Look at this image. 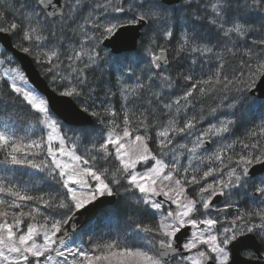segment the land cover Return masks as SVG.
Listing matches in <instances>:
<instances>
[{"label":"snow or ice","instance_id":"1","mask_svg":"<svg viewBox=\"0 0 264 264\" xmlns=\"http://www.w3.org/2000/svg\"><path fill=\"white\" fill-rule=\"evenodd\" d=\"M126 3L127 7H125ZM99 6L111 7V10L117 13H131V17L124 22L118 20L115 23L101 26L96 24L90 15L79 26L83 35L88 36V33L85 31V25L90 20H92L94 27H103L102 35L107 34L109 38H115L125 25H136L146 20L158 22L163 18L161 12L157 10L159 5L155 3V0H120V3H112L110 0L109 4ZM83 7L84 0H32L31 5L25 4L28 13L22 17L19 24L15 19L11 23H7L4 15L0 13V32L19 30L22 33V39L33 43L34 47L40 50L39 54L43 57L42 62L49 65L47 71L52 74L53 84H59L63 88L60 91V96L62 97H80L86 91L88 94L94 91L88 82L86 74V69L95 64L99 58V53L95 51L94 46L85 47L82 44L79 49L72 46L67 50V54L64 55V60L62 61V53L60 47L57 46L58 42L52 39L57 37L58 33H63L66 27H70L67 22ZM210 7L213 15L209 22L212 25L218 26L226 38H231L234 35L238 38H246L249 32L253 31L245 23L240 22L238 18L229 20L230 26H225V17L228 10L232 8L231 0H215ZM242 8H256L264 11V0H242ZM164 19L165 23L159 25L160 35L165 40H168L172 38L173 32L171 26L167 24L166 18ZM93 39L94 37L88 36V41ZM152 43L155 44L156 42L153 40ZM253 43L262 46V51L256 55H253L251 50L246 53L249 57L245 65L248 68V81L240 79L233 81L227 75H223L225 68L224 56L217 54L214 46L207 44L200 46L196 43L195 35L192 37L185 35L179 46V52L190 51L204 56H215L221 61L217 66V71L213 72L207 79L196 80L191 87L184 90L181 96L171 100V102H163L160 94L152 93V99L146 101L148 107L143 111L137 108L135 113L132 114L134 119L130 117L129 112H124L121 133L115 132V129L120 127V125L116 123L115 119H112L110 123L113 131L109 132L106 137H103L102 142L99 144H92L96 155L90 154L88 159H85L82 155H77L72 149H66L65 140L58 132V122L52 118L48 98L44 97L33 87L18 86L16 83L17 79L23 81L25 85L28 84L23 74L18 73L16 77L9 76L8 79L12 81V90L16 94L21 95L29 107L38 114V120L52 130L48 133L46 142L50 145L55 133L59 136L60 141L58 148L59 156L69 157V160H61L50 146L47 149L48 154L51 156V162L45 164V166L50 169V174L56 172L57 169L59 170L57 173L60 177L58 183L66 189L64 198L60 199L58 203H53L56 198L51 196L46 199L43 195L34 197L31 195H21L20 192H11V195L20 200L42 202L48 208L58 207L67 209V214L61 220H56L52 216H45V223L41 225L43 229V243H37L36 237L41 236V230L37 229L35 224H29L26 232L19 235L13 231L14 226L18 227L22 222L19 217L27 215L35 219L34 213L32 211L27 213L21 211L19 214L12 213L13 224H9L6 219L4 223L0 224V264H41V258H43V264H52L53 252L57 257H65V252L61 251L62 248L73 256L82 257L83 260L80 264H97V262H106V264H113V262L115 264H169V258L176 259L177 257L178 264H237L233 252L236 249V244L238 242L242 243V241H238V236L259 230V234L264 238V208L245 212L231 221L233 225H236L237 221L246 222V226L243 229L237 225L235 228L224 227L222 230L217 231V219L208 217L199 219L196 217V214L200 212V208L207 210L210 207L213 196L224 195L226 189L238 187L241 181L248 177L250 165L253 163L264 164V148H261L258 153L240 154L238 165L242 167H240L239 173L233 168L227 173V180L215 181L207 184V186H201L198 194L199 200H197L190 199L186 195L184 181L174 179L171 173L161 175L164 169L169 168V165L152 155L146 141L151 139V136L148 135V130L152 126L149 117L153 120L158 119L156 110L152 107L153 104L160 108L164 115L169 116L166 125H160L162 130L156 133L159 138V148L163 151L168 148L174 135L185 133L195 126L197 118L192 117L186 120L183 127H178L176 116L183 110L181 106L182 101L185 102L183 107H187L189 98L193 96L197 85H206L208 90L215 89L217 85H221L224 89H227L229 85H234L235 83H243L245 86L250 87L251 83L255 82V77H264V37L254 40ZM48 44H52V47L45 51L44 49L48 47ZM157 47H159V54H155L149 49L150 65L153 69L161 70L162 62L163 64L168 63L166 55L168 50L166 47H160L159 45ZM23 51L30 52V49L25 47ZM227 51L235 55V52H232L231 49H227ZM64 61H67V64L63 71H61L60 66ZM193 63H195V60H193ZM241 63L244 65L243 61ZM124 72L130 76L134 75L130 66H125ZM158 75L164 82L161 87L172 88L174 86L172 76L163 71H159ZM181 75L185 81H193L194 79L189 73H182ZM243 75L244 73L241 72L240 76L242 77ZM148 79H152L151 74ZM136 80L137 83L134 88L126 87L122 89L121 95L126 103L130 97L136 98L131 101L133 104L137 100L143 99L141 94L145 90L146 85L141 82L140 77L137 76ZM148 90L150 91V89ZM200 91L203 93L205 89L201 87ZM83 111L87 113L89 112V108L85 107ZM103 113L111 117L118 115L113 106L105 107ZM91 114L93 116L101 115L100 112L96 111H93ZM133 123L136 125L137 132L134 137L131 130ZM231 123L232 121H227L220 127L213 125L207 132L198 136L193 147L190 149L191 153L195 154L197 149L204 143L203 137L226 133ZM141 128L144 129V135L138 134ZM128 145H131V148ZM41 146L40 143L35 141L31 145H28V147L36 148H40ZM110 146L115 150V156L121 164V167L117 168L115 173H109L107 168L97 169L94 164L89 165V159L95 161L98 156L102 160H107L109 156L113 155V152L110 151ZM4 147L11 148V152L8 155L12 164L31 163L33 168L41 167V165L32 163L27 159L17 158L13 153L21 151V147L6 132L0 131V148ZM74 147L75 145H73ZM181 147L186 148L187 145H181ZM228 147H231V145ZM243 147L248 148L250 146L244 144ZM251 147H256V145H252ZM150 159L154 161V167H149L143 173L136 172L137 163L143 162L147 164ZM228 159H231V157ZM209 160L212 162L220 160L223 163L224 157L222 153H216L213 157H209ZM44 163L42 161V164ZM81 165H84V167H81ZM177 165L178 161L171 166L172 170L179 171ZM215 171L217 169L203 172L201 179L211 175ZM184 172L187 173L188 169H184ZM193 172H195V169H193ZM121 179L127 180L132 188L142 193L143 196L139 202L147 204L152 209L159 211L162 208L160 202L152 199V197L157 195L166 196L171 203L177 206V211H168L161 217L155 227L143 224L136 225L142 232L155 234L153 241L150 242L151 248L144 251L125 247L122 251H112V249L120 247L118 243H114L107 246L109 249L107 253L101 252L100 254L90 255L79 248L66 247L65 241L59 239L57 234L61 232L62 225L67 224L71 220L73 210L86 209L88 205L94 204L98 199L106 195H112L113 188L111 185L119 184ZM89 180L95 183H89ZM185 180L189 184L200 183L195 174L191 176L190 180H187V176H185ZM157 181L160 183L157 184ZM166 181L169 183L165 184ZM173 184L174 187L172 186ZM165 188L168 190L165 191ZM85 189L87 190L85 191ZM255 190L261 196H264V180L261 181V184ZM6 191H10V189H6L0 185V193ZM204 193H208V196L205 197ZM6 203L7 201L0 199V204ZM11 206L20 208V205L16 204L15 200ZM35 211L39 212V209L37 208ZM200 214L204 215V213ZM8 215L7 211L0 212V217H7ZM253 218H258L260 223H251ZM49 220H51L50 227L47 223ZM201 225L204 227L201 228ZM187 227L196 229V231L191 232L190 239L183 243V250L187 253H192L193 249H198L200 245H204L207 250H197L192 255L181 254L176 245V239L178 234ZM53 245L58 246L54 248L52 247ZM5 250H7V254H5ZM248 255L251 257V253ZM258 259L264 260V257H259ZM61 264H68L66 257L61 261ZM72 264H76V261L73 260Z\"/></svg>","mask_w":264,"mask_h":264},{"label":"trees","instance_id":"2","mask_svg":"<svg viewBox=\"0 0 264 264\" xmlns=\"http://www.w3.org/2000/svg\"><path fill=\"white\" fill-rule=\"evenodd\" d=\"M109 2L110 0H84V7L67 22L70 27H66L63 33H58L57 37L52 38L58 42L57 46L60 47L62 61L69 47L79 44H84L85 47L94 46L95 51L99 53L96 63L86 69L88 82L94 91L91 94L86 91L84 95L74 98L84 108L88 107L90 113L96 111L100 112L101 115L93 116L94 121L91 125H68L69 132L66 131L68 133H82L83 135L87 131H93L97 128L101 131H113L110 123L112 119H115L116 123L120 125L115 129V132L121 133L124 112H129L130 117L134 119L132 114L135 113L137 108L143 111L148 107L146 101L152 99V93L160 94L163 102H171L172 96H181L184 90L191 87L196 80L207 79L213 72L217 71V66L221 61L215 56H204L190 51L179 52V46L185 35L188 37L195 35L196 43L200 46L205 44L214 46L216 53L224 56L225 68L223 75H227L233 81L237 79L248 81V68L245 65L249 57L246 53L251 50L253 55H256L262 51V46L254 44L253 41L264 37V11L256 8L243 9L242 0H231L232 8L228 10L225 17V26H230L229 20L238 18L240 22L253 29L246 38H238L235 35L226 38L218 26L209 22L213 15L210 5L215 0H183L175 5H167L155 0V3L159 5L157 10L161 12L163 18L158 22L147 20V24L139 37L136 50L112 54L101 44L103 37L107 35H102L103 27L96 28L93 26L92 20L88 21L85 25V31L88 36L94 37L91 41H88V36L81 33L79 27L90 15L95 23L101 26L115 23L118 20L124 22L131 17V13H117L112 11L111 7L99 6L109 4ZM111 2L120 3V0H111ZM26 3L31 5L32 0H1L0 13L4 15L7 23H11L15 19L19 24L22 17L28 13V9L25 8ZM125 7H127V3ZM164 18H166L167 24L171 26L173 32L172 38L168 40L160 35L159 25L165 23ZM10 33L17 47L30 49L29 53L49 84L57 91H62L63 88L59 84H53L52 74L47 71L49 65L42 62L43 57L39 54L40 50L35 48L33 43L22 39V33L19 30ZM153 40L156 42L155 44L152 43ZM157 45L166 47L168 50V63L163 65L161 70L151 67L148 54L149 49L158 52L159 47ZM51 47L52 44H48V47L44 50L47 51ZM227 49H231L232 52H235V55H232ZM2 51L1 56L3 59L11 64L18 65V62L9 51ZM6 56H10V60ZM193 60H195V63H193ZM242 61L244 65H242ZM66 64L67 61L61 64V71L66 67ZM117 65L120 68L122 65L130 66L132 71L137 67L139 70V75H137L140 77L141 82L146 85L141 94L143 99L137 100L135 104L131 102L136 99L135 97H130L126 103L121 95L115 70ZM159 71L166 72V74L173 77L174 86L172 88L161 87L164 82L159 78ZM241 72L244 73L242 77L240 76ZM182 73L191 74L194 78L193 81H185L182 78ZM150 74L152 79L149 80ZM259 77H255V82L251 83L250 87L245 86L243 83H235L229 85L227 89L217 85L215 89L208 90L206 85H197L193 96L189 98L187 105L194 111L192 117L197 118L195 122L201 119L216 120L227 116L225 118L232 121V123L229 124V130L226 133L231 135L234 141L237 139V134H242V136L238 135L241 140L238 145L239 150H236L235 146L225 150L223 157L226 163L235 162L239 159L240 154H254L264 148V99H258L250 94V90ZM136 83L137 80L134 81L131 88H134ZM201 87L205 89L203 93L200 91ZM109 106H113L118 113L116 117L107 116L103 113V109ZM152 107L156 110L158 119L153 120L149 117L152 126L148 130V135L151 136V139L147 142L149 145L154 146V142L159 140L156 133L162 129L159 125H165L169 116L164 115L155 104ZM64 126H67V124L64 123ZM177 126L179 127V125ZM0 130L6 132L21 147V151L13 153L17 158L27 159L32 163L41 165L39 168H33L31 163L12 164L8 155L11 148H0V185L10 189V191L0 193V199L7 201L6 204H0V212L7 211L9 213L7 217H0V224L4 223L5 219L9 224H13L12 213L19 214L21 211L25 213L32 211L35 216V219L27 215L19 217L22 221L19 225L22 228L29 224L43 225L45 216H52L56 220H61L67 214V209L48 208L42 202L20 200L11 195V192H20L21 195L34 197L43 195L46 199L51 196L56 198L53 203H58L60 199L64 198L66 189L58 183L60 177L56 172L50 174V169L45 166V164L51 162V157L47 151L49 147L46 142L47 132L43 123L38 120V114L29 107L21 95L12 90L9 81L2 76L0 77ZM131 130L133 135L137 134L135 123L131 125ZM138 134L144 135V129L141 128ZM175 139L177 138L173 137L169 145L176 141ZM34 141L42 146L40 148L28 147ZM244 144H248L250 147L244 148ZM252 145H256V147H251ZM157 148L155 147V152ZM86 154L89 156L87 152ZM229 157L231 159H228ZM42 161L45 163L42 164ZM93 163L99 168H107L109 173H115L117 168L121 167V164L113 156H109L107 160L97 157ZM213 169L220 170L219 162ZM188 172L190 174L187 175V180H190L193 174L200 180L199 184L186 182L189 188L196 190L192 196L198 199L200 187L207 185H202L204 178L201 179L202 172L200 170H195V172L189 170ZM111 186L117 194L116 202L108 205L93 221L78 231L73 237L74 242L80 245L84 244L86 248H90L97 254L103 251H105L103 253H107L109 251L107 246L114 243H118L120 247L112 249V251H119L125 247L144 251L149 250L151 248L150 242L153 241L155 234L142 232L136 225L143 224L155 227L160 220L158 212L131 196L127 180L121 179L119 184ZM14 200L16 204L20 205V208L11 206ZM37 208L39 212L35 211ZM227 212V218L229 219H235L238 216L234 211ZM47 223L48 226H51V220Z\"/></svg>","mask_w":264,"mask_h":264},{"label":"rangeland","instance_id":"3","mask_svg":"<svg viewBox=\"0 0 264 264\" xmlns=\"http://www.w3.org/2000/svg\"><path fill=\"white\" fill-rule=\"evenodd\" d=\"M0 3H1V0H0ZM79 41H80V39H79ZM80 46L81 45L79 44V45H76L74 47L79 49ZM70 47H72V46H70ZM2 50H4V49H3L2 45L0 44V77L1 76L5 77L11 85L12 81L8 79L9 76L16 77L18 73L23 74L25 77H26V75L24 74V72L22 71V69L20 68L19 65L11 64L8 61H6L5 59H3V57L1 56V54L3 53ZM152 52L155 54H158L157 51H155V52L152 51ZM148 54H149V50H148ZM6 57L9 60L11 58L10 56H6ZM85 59H87V57H85ZM124 66L125 65H122L120 68V66L117 65L115 68L116 74L118 76V79H117L118 85H119L118 88L120 89L121 92H122L123 88L132 87L134 85V81L136 80V76L139 75V70L137 67L135 69H133L134 75L130 76L128 74H125V72H124L125 67ZM26 79H27V77H26ZM27 82H28V84L25 85L23 81H20L19 79L16 80V83L18 86L35 88L28 81V79H27ZM177 97H179V96H174L172 100H174ZM184 103L185 102H183V101L181 102V106L183 108V111H181L179 113V115L176 116L177 117L176 120L178 121L177 125H179V127H183L186 120L191 119L193 112H194L192 109L189 108L188 105L186 108H184L183 107ZM51 114H52V118L57 120V122H58V125H59L58 132H59V135L63 136V138L65 140L66 149L74 150L77 155H82V156H84L85 159L89 158V156L86 154V152L89 155L90 154L96 155L95 150H93V148H92V144L93 143L99 144L100 142H102L103 137H106L108 135V133L111 132L108 130L101 131L99 129H96L97 131L96 130L89 131V132L87 131L88 134L90 133L89 135L87 133H85L87 135H85V134L82 135V133L81 134L68 133L69 132L68 131V125L64 126V123L52 111H51ZM227 121H228V119H226L225 117H221V118L216 119V120L201 119V120L195 122V126L192 129L188 130L185 133L176 134L175 138H178V139H176V141H174L171 145L168 146V148L164 149L163 151H161V149L159 148V140H156L154 142V146H152L151 144L149 145V143L146 141L149 149L151 150L152 155H154L156 157V159L163 160L165 164L169 165V168L164 169V171L161 173V175H167V174L171 173V175L173 176L174 179H180V180L184 181L185 182V188H186V195L190 199H195V197H193L192 194L195 193L196 190L189 188V185L186 183L187 181L185 180V176L189 175L190 173H188V172L185 173L184 169H188V171L189 170L193 171V169H195L198 171V170H202L204 167H206L208 165H211L210 169L215 168V165L218 162H220V160H216L215 162H212L211 160H209V157H213L214 154H216V153H222V155H223V152L227 148H231L234 146V139L232 138L231 135H229L227 133H222L219 135H209V136L203 137L204 141L207 140L209 142V145L207 147H205V148L199 147L195 154L191 153L190 149L193 147L198 136H201L204 132H207L208 129L211 128L213 125H215L216 127H220L222 124H224ZM44 127H45V130H46L47 135H48V133L51 132L52 130L47 128L46 125H44ZM160 130H162V129H160ZM66 131H68V132H66ZM65 132H66V134H65ZM85 136L86 137L88 136L87 137L88 141H87V139H85ZM134 136L135 135H133V137ZM53 137L54 138L51 141L49 146L52 148V150L54 152H56L57 156L61 160H69V157L59 156V152H58V148L60 146L59 136H57L54 133ZM84 141H85V143H84ZM89 143H91V144H89ZM73 145H75L74 148H73ZM87 145H88V147H87ZM181 145H187V147L184 148V147H181ZM229 145H231V147H228ZM128 147L131 148V145H128ZM155 147H158L156 152H155ZM110 151L113 152V155H111V156H113L114 159L120 163V161L115 156V150L111 146H110ZM177 161H178L177 167H178L179 171H174V170H172L171 166L174 163H176ZM92 164H94L93 161L89 159V165H92ZM154 166H155L154 161H151V159L149 160V162L147 164H145L143 162H139V163H137L136 172L143 173V172L147 171V169L149 167H154ZM81 167H84V165H81ZM95 167L97 169H99V167H97V166H95ZM58 172H59V170L57 169L56 174ZM219 172L220 171L217 170V172H215V173H219ZM226 173L227 172L224 173V176H223V174L222 175L213 174V178L215 180H227V177L225 175ZM89 183L94 184L95 182L89 180ZM159 183L160 182L157 181V184H159ZM168 183L169 182H167V181L165 182V184H168ZM172 186L174 187V184ZM190 186H192V185H190ZM129 189L131 192V196H133L134 199L140 200V198L143 196L142 193H140L138 190L132 188L130 185H129ZM232 189L233 188L226 189V190L232 191ZM86 190L87 189H85V191ZM164 190L167 191L168 189L165 188ZM232 193H233V191H232ZM160 196H162V197H160ZM204 196L207 197L208 193H204ZM197 198H198L197 200H199V196ZM152 199H155L156 201H158L162 204V208L159 211H157L155 209L158 212L160 219L168 211L175 212L178 210L177 206L175 204L171 203V201H169L168 198L164 195H157L155 197H152ZM201 209H202V212H199L196 214L197 218L203 219L205 217H208V218L217 219L218 223L216 225V230L219 231V230L223 229L222 223L225 221L227 222L228 218H226V220H223L225 218H221L222 212H219V209L218 210H212V211H204L203 208H200V211H201ZM200 213H204V215H201ZM35 225H36L37 229L41 230V236L36 237V242L37 243H43V239H42L43 229L41 228V224H35ZM236 226L237 225H233L232 227L235 228ZM203 227L204 226L201 225V228H203ZM240 228H244V227L241 226ZM26 230H27V226L25 228H22L19 225L18 227L14 226V228H13V231L17 232V235L26 232ZM193 231H196V229H193ZM189 239H190V237H189ZM65 245H66V247H71L73 249L79 248L85 252H88L90 255L97 254V252L91 250L90 248H86V246L84 244L80 245L76 242H73V240H71V238L65 241ZM57 246L58 245H53L52 247L55 248ZM122 250L123 249H121L119 251H122ZM197 250H207V249L204 245H200L198 247V249H193V252L188 254V255L194 254ZM61 251L65 252V257L67 258L68 264H72L73 260L76 261V264H80V262L83 260L82 257L73 256V255L69 254L64 248H62ZM103 252H105V251H103ZM5 254H7V250H5ZM13 255H15V254H13ZM52 255H53L52 264H61V261H63L65 259V257H57L54 252L52 253ZM30 259H31V257H30ZM41 264H43V258H41ZM97 264H106V262H97ZM113 264H115V262H113ZM169 264H178V257L176 259H174L173 261L169 262Z\"/></svg>","mask_w":264,"mask_h":264},{"label":"water","instance_id":"4","mask_svg":"<svg viewBox=\"0 0 264 264\" xmlns=\"http://www.w3.org/2000/svg\"><path fill=\"white\" fill-rule=\"evenodd\" d=\"M159 1L165 4H175L180 0ZM146 24L147 20L136 25H125V27L120 30L117 37L109 38L106 36L102 41V45L115 54L135 50L138 46V39L142 34V29ZM0 42L19 62L20 67L24 71L29 82L48 98L49 107L57 117L69 125L83 126L93 123V115L90 112H84L83 107L80 106L74 97L60 96V92L49 84L48 80L34 61L32 55L28 52H24L23 49L18 48L14 44L10 32H0ZM166 55L168 57V52ZM250 92L251 94L256 95L257 98L264 99V77H259ZM208 145L209 142L205 140L200 147L205 148ZM262 172H264V164L254 163L249 167L248 178H252ZM216 196L212 199V203L208 209H210L215 202L219 201V198ZM116 200L117 195L113 192L112 195H106L98 199L94 204L88 205L86 209L75 210L71 214V220L67 224H64L61 228V232L57 234L58 238L65 241L69 237L75 235L78 230L94 220L108 205L114 204ZM191 232L192 228L187 227L177 236L176 245L183 255L189 254L183 250L182 245L191 236ZM238 241H242V243L238 242L236 244V249L233 252L237 264H264V261L247 259L241 254L242 249L252 247L256 250L259 257L262 255L260 252L261 243L254 233H245L243 236H238Z\"/></svg>","mask_w":264,"mask_h":264},{"label":"flooded vegetation","instance_id":"5","mask_svg":"<svg viewBox=\"0 0 264 264\" xmlns=\"http://www.w3.org/2000/svg\"><path fill=\"white\" fill-rule=\"evenodd\" d=\"M242 136L241 133L237 134V139L236 141H234L236 150H239L238 145L241 143L240 138L238 137ZM229 163L225 162V159L223 160V163L219 162V173H212L211 175L204 177L203 179V183L202 185H207L210 183H213L215 181H220V180H215L213 178V174H219L224 176L225 172H229L230 170H232L233 168L236 169V171L239 173L240 171V167H242L241 165H238V160H235V162L230 163V168H229ZM210 166L208 165L206 167H204L202 170H200L203 174V172L205 171H209L210 170ZM224 166V167H223ZM229 168V169H228ZM225 170V172H224ZM190 173V172H188ZM227 173L225 175H227ZM264 180V172L255 175L252 178H248L246 177L243 181H241L240 185L238 187H233L232 191L229 190H225V194L224 195H217L216 197L219 198L218 202H215L212 207L208 210L203 209L204 211H212V210H218L219 212H222V216L221 218H225L223 220H226L227 218V211L231 212L234 211L236 212V214H238V216L243 215L245 212L248 211H253L255 209H261L264 208V196H261L259 193L256 192V187L259 186L261 184V181ZM215 196L212 197V199ZM230 201V202H229ZM202 212V209L201 211ZM234 219H229L226 222L222 223V227H232V223L231 221H233ZM251 223L254 224H259L260 221L258 218H253L251 220ZM236 225H238L239 227L246 226V222H242V221H237ZM243 229V228H242ZM256 235V237L259 239L260 243H261V253L262 255L260 257H264V238H262V236L259 234V230L252 232ZM249 253H251V257L248 255ZM241 254L244 256V258L247 259H254V260H259V256L256 252V250L252 247H247L241 250ZM174 259H170L169 262L173 261ZM259 261H264V260H259Z\"/></svg>","mask_w":264,"mask_h":264},{"label":"bare ground","instance_id":"6","mask_svg":"<svg viewBox=\"0 0 264 264\" xmlns=\"http://www.w3.org/2000/svg\"><path fill=\"white\" fill-rule=\"evenodd\" d=\"M116 83H117V82H116ZM171 92H172V91H171ZM172 93H173V92H172ZM172 93H171V94H172ZM172 97H174V96H172ZM170 99H172V98H170ZM182 104H183V103H182ZM183 106H184V105H183ZM182 111H183V110H182ZM167 117H168V116H167ZM167 117H166V118H167ZM224 117H227V116H224ZM176 118H177V117H176ZM166 123H167V122H166ZM160 125H161V124H160ZM160 125H159V126H160ZM154 128H155V127H154ZM97 129H98V128H97ZM95 130H96V129H95ZM90 131H91V130H90ZM96 131H97V130H96ZM88 132H89V131H88ZM88 132H87V134H88ZM93 133H94V132H93ZM93 133H92V134H93ZM87 134H85V135H87ZM89 134H90V133H89ZM89 134H88V135H89ZM83 135H84V134H83ZM85 137H86V136H85ZM87 137H88V136H87ZM87 137H86L85 139H87V141H88V138H87ZM174 137H175V135H174ZM83 138H84V137H83ZM83 138H82V139H83ZM177 139H178V138H177ZM175 140H176V139H175ZM173 142H174V141H173ZM84 143H85V141H84ZM89 144H91V143H89ZM83 146H84V145H83ZM85 146H86V145H85ZM87 147H88V145H87ZM85 149H86V148H85ZM93 150H94V149H93ZM223 167H224V166H223ZM229 168H230V164H229ZM229 168H228V169H229ZM224 172H225V170H224ZM123 188H124V187H123ZM124 189H126V188H124Z\"/></svg>","mask_w":264,"mask_h":264}]
</instances>
